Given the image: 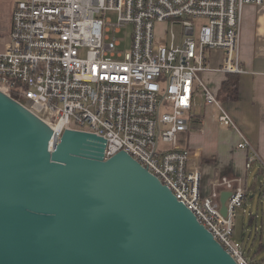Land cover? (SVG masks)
<instances>
[{
    "label": "built area",
    "instance_id": "built-area-1",
    "mask_svg": "<svg viewBox=\"0 0 264 264\" xmlns=\"http://www.w3.org/2000/svg\"><path fill=\"white\" fill-rule=\"evenodd\" d=\"M264 0H17L0 47V90L34 108L57 143L65 130L106 140L104 157L126 151L157 176L232 255L248 258L236 231V211L247 192L242 177L215 178L201 195V165L179 143L195 118L199 98L218 107L221 125L240 134L246 168L264 161L239 131L203 74L244 72L240 57L243 8ZM115 14V18L109 16ZM181 23L180 39L160 29ZM132 26L123 51L125 28ZM222 51L214 68L209 52ZM198 130L204 132L203 126ZM160 139L170 143L160 147ZM230 191L222 213L221 191Z\"/></svg>",
    "mask_w": 264,
    "mask_h": 264
},
{
    "label": "water",
    "instance_id": "water-1",
    "mask_svg": "<svg viewBox=\"0 0 264 264\" xmlns=\"http://www.w3.org/2000/svg\"><path fill=\"white\" fill-rule=\"evenodd\" d=\"M52 136L0 90V264H238L129 153L105 159L88 131Z\"/></svg>",
    "mask_w": 264,
    "mask_h": 264
},
{
    "label": "crops",
    "instance_id": "crops-1",
    "mask_svg": "<svg viewBox=\"0 0 264 264\" xmlns=\"http://www.w3.org/2000/svg\"><path fill=\"white\" fill-rule=\"evenodd\" d=\"M10 26L11 17L8 33ZM240 57L244 72L238 74V97L221 101L237 123L239 131L254 144L264 161V3L247 4L243 8ZM208 59L211 67H219L222 51H211ZM228 74L216 71L203 74L205 82L217 97ZM198 102L200 105L196 111L199 117L194 119L188 131L179 135V143L189 149L201 165V195L208 196L213 180L222 176L242 177L247 191L250 171L246 168L248 152L238 147L241 139L239 132L219 123L220 111L217 106L208 105L202 99ZM201 125L204 132L198 130ZM256 166L258 170L254 184L257 183L256 179L261 182L259 176L264 175V166L260 163H256ZM219 190L221 195L227 191L224 187ZM253 217L252 214L250 225L254 223Z\"/></svg>",
    "mask_w": 264,
    "mask_h": 264
},
{
    "label": "rangeland",
    "instance_id": "rangeland-1",
    "mask_svg": "<svg viewBox=\"0 0 264 264\" xmlns=\"http://www.w3.org/2000/svg\"><path fill=\"white\" fill-rule=\"evenodd\" d=\"M16 1L0 0V47L5 43V38L8 37L9 21ZM109 16L116 17L113 13H110ZM159 28L167 30L168 35L174 32L178 39L183 33L182 24H172V21H168L165 25L161 24ZM131 29L132 26H128L125 28V32L121 34V37L124 38L123 51L129 49ZM199 101H201V98ZM169 146H171L170 143H165L160 139L161 148ZM257 170L258 166L255 164L249 171L247 196L242 206L237 208L236 231L233 237L242 243L244 253L248 258L258 261L264 259V246H262L264 244V190L262 189L264 175L259 176L261 182L256 179L257 183L254 184ZM252 214L254 215V223L250 225L249 219Z\"/></svg>",
    "mask_w": 264,
    "mask_h": 264
},
{
    "label": "trees",
    "instance_id": "trees-1",
    "mask_svg": "<svg viewBox=\"0 0 264 264\" xmlns=\"http://www.w3.org/2000/svg\"><path fill=\"white\" fill-rule=\"evenodd\" d=\"M238 74L229 73L228 79L225 80L221 86L220 93L218 94V99L221 100H232L238 97ZM264 246V244H262Z\"/></svg>",
    "mask_w": 264,
    "mask_h": 264
},
{
    "label": "bare ground",
    "instance_id": "bare-ground-1",
    "mask_svg": "<svg viewBox=\"0 0 264 264\" xmlns=\"http://www.w3.org/2000/svg\"><path fill=\"white\" fill-rule=\"evenodd\" d=\"M28 109H30L33 113H35L36 115L39 116V114L37 113V111L34 108H31L30 106H26Z\"/></svg>",
    "mask_w": 264,
    "mask_h": 264
}]
</instances>
